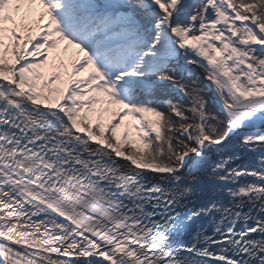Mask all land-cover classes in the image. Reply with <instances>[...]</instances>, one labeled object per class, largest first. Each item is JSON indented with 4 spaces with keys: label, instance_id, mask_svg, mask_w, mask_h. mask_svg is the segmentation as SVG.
<instances>
[{
    "label": "snow or ice",
    "instance_id": "obj_1",
    "mask_svg": "<svg viewBox=\"0 0 264 264\" xmlns=\"http://www.w3.org/2000/svg\"><path fill=\"white\" fill-rule=\"evenodd\" d=\"M0 264H264V0H0Z\"/></svg>",
    "mask_w": 264,
    "mask_h": 264
}]
</instances>
